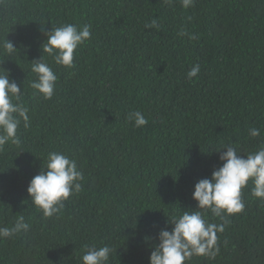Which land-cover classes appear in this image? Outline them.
<instances>
[{"label":"trees","instance_id":"1","mask_svg":"<svg viewBox=\"0 0 264 264\" xmlns=\"http://www.w3.org/2000/svg\"><path fill=\"white\" fill-rule=\"evenodd\" d=\"M0 264H264V0H0Z\"/></svg>","mask_w":264,"mask_h":264}]
</instances>
